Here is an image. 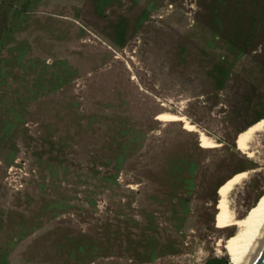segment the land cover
<instances>
[{
    "label": "rangeland",
    "instance_id": "rangeland-1",
    "mask_svg": "<svg viewBox=\"0 0 264 264\" xmlns=\"http://www.w3.org/2000/svg\"><path fill=\"white\" fill-rule=\"evenodd\" d=\"M261 119L264 0H0V264H233Z\"/></svg>",
    "mask_w": 264,
    "mask_h": 264
},
{
    "label": "bare ground",
    "instance_id": "bare-ground-1",
    "mask_svg": "<svg viewBox=\"0 0 264 264\" xmlns=\"http://www.w3.org/2000/svg\"><path fill=\"white\" fill-rule=\"evenodd\" d=\"M162 118L171 121H184L191 131H196L193 123L184 116L172 113H162ZM264 127V119L248 127L238 138L240 150L248 154L250 153L251 143L259 131ZM262 129V130H261ZM203 141L210 147H218L211 137L202 135ZM247 173H243L226 183L220 196L221 219L226 226H236V234L230 242V254L234 257L233 264H251L258 251L261 241L264 239V198L258 208L244 217H238L235 212L229 208L228 198L234 189V186L244 178ZM230 199V198H229ZM221 246V244H219Z\"/></svg>",
    "mask_w": 264,
    "mask_h": 264
},
{
    "label": "water",
    "instance_id": "water-1",
    "mask_svg": "<svg viewBox=\"0 0 264 264\" xmlns=\"http://www.w3.org/2000/svg\"><path fill=\"white\" fill-rule=\"evenodd\" d=\"M251 264H264V239L261 241L258 251L255 253V257Z\"/></svg>",
    "mask_w": 264,
    "mask_h": 264
},
{
    "label": "trees",
    "instance_id": "trees-1",
    "mask_svg": "<svg viewBox=\"0 0 264 264\" xmlns=\"http://www.w3.org/2000/svg\"><path fill=\"white\" fill-rule=\"evenodd\" d=\"M261 120H262V119H261ZM259 121H260V120H259ZM259 121H258V122H259ZM256 123H257V122H256ZM254 124H255V123H254ZM252 125H253V124H252ZM252 125H251V126H252ZM245 130H246V129H245ZM242 132H243V131H242ZM242 132H241V133H242ZM241 133H240V134H241ZM236 146H237V148H238V144H237ZM126 150H128V147H126ZM238 175H239V174H238ZM235 177H236V176H235ZM232 179H233V178H232ZM232 179H231V180H232ZM228 181H230V179H229ZM226 182H227V181H226ZM226 182H225V183H226ZM225 183H224V184H225ZM224 184H223V185H224ZM261 200H262V199H261ZM260 202H261V201H260ZM260 202H259V203H260ZM83 248H84V247H83ZM83 248H82V250H83ZM156 257H157V255L154 254V255H152V256L150 257V259H156Z\"/></svg>",
    "mask_w": 264,
    "mask_h": 264
},
{
    "label": "flooded vegetation",
    "instance_id": "flooded-vegetation-1",
    "mask_svg": "<svg viewBox=\"0 0 264 264\" xmlns=\"http://www.w3.org/2000/svg\"><path fill=\"white\" fill-rule=\"evenodd\" d=\"M143 13H144V12H143ZM143 13H142V14H143ZM142 14H141V15H142ZM161 115H162V114H161Z\"/></svg>",
    "mask_w": 264,
    "mask_h": 264
}]
</instances>
